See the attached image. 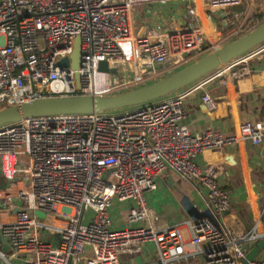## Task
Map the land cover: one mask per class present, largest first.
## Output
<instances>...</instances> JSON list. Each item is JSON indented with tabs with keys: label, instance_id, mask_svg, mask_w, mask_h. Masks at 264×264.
Returning a JSON list of instances; mask_svg holds the SVG:
<instances>
[{
	"label": "built area",
	"instance_id": "obj_1",
	"mask_svg": "<svg viewBox=\"0 0 264 264\" xmlns=\"http://www.w3.org/2000/svg\"><path fill=\"white\" fill-rule=\"evenodd\" d=\"M204 1L210 10L222 11L244 2ZM164 2L0 0V110L41 98L125 92L173 73L191 57L195 61L207 50L196 25L141 30L135 23L138 6ZM77 38L81 56L74 70L70 57ZM63 59L69 64L60 69ZM244 60H233V66ZM102 62L116 73L100 71ZM248 73L247 65L241 66L233 77ZM198 89L202 104L214 111L210 91L204 84ZM185 117L184 95L176 92L118 114L30 117L1 126L0 177L5 186L0 211L11 219L0 220V239L23 264H120L121 254L138 251L147 242L156 246L157 257L146 264L187 258L243 264L249 247L264 234L220 222L231 203L221 185L223 165L203 166L196 160L204 152H222L239 143L264 146V113L257 121L240 123L230 137L213 130L191 133ZM166 170L195 182L210 214L187 222L189 239L179 223L158 228L156 211L147 204L145 194L157 189ZM113 200L133 202L118 229L109 215ZM48 217L62 220L63 226ZM49 233L56 243L45 238ZM0 260L10 264L1 250Z\"/></svg>",
	"mask_w": 264,
	"mask_h": 264
},
{
	"label": "crops",
	"instance_id": "obj_2",
	"mask_svg": "<svg viewBox=\"0 0 264 264\" xmlns=\"http://www.w3.org/2000/svg\"><path fill=\"white\" fill-rule=\"evenodd\" d=\"M263 11L264 0H244L240 6L224 11L210 10L204 0H165L164 3L138 6L133 12V17L141 30H173L194 24L204 35L206 53L235 39L233 37L236 33L242 28H249L255 19H263ZM241 58L245 59L241 64L233 66L234 61H231L178 91L184 95V124L191 133L213 130L224 137H230L234 135L240 123L257 121L264 113V43ZM194 59L191 57L187 61L190 64ZM246 65L248 74L240 78L233 77L235 71ZM199 84H204L210 91L216 102L214 111H208L202 104ZM226 154L232 156L233 163L227 161ZM196 161L203 166L223 165L221 185L229 191L231 203L229 211L220 222L236 230H255L264 234V146H253L248 142L239 143L227 147L222 152H204ZM195 185V182L182 179L174 170H166L158 178L157 189L145 194L147 204L156 211L158 228L179 223L183 237L189 239L191 233L187 222L210 215L204 197ZM4 186L5 182L0 177V191ZM132 204L133 202L112 201L109 215L113 228L123 227L120 221ZM8 219L11 217L0 211V220ZM48 219L58 227L64 224L60 219ZM45 238L57 242V237L50 233ZM0 250L7 255L10 264H23L20 256L15 255L1 239ZM156 257V246L147 242L141 245L138 251L121 254L120 264H146ZM257 259L264 260V250ZM194 262L202 264V259L187 258L176 264ZM0 264L6 263L0 260ZM72 264L81 263L75 261Z\"/></svg>",
	"mask_w": 264,
	"mask_h": 264
},
{
	"label": "water",
	"instance_id": "obj_3",
	"mask_svg": "<svg viewBox=\"0 0 264 264\" xmlns=\"http://www.w3.org/2000/svg\"><path fill=\"white\" fill-rule=\"evenodd\" d=\"M264 43V21L252 30L221 45L220 47L203 54L194 62L178 69L167 77L155 80L150 84L117 92L104 96H68L48 97L31 102L13 105L0 110V127L6 124L17 123L30 117L57 116L63 114H92L106 113L126 108L142 106L144 104L169 97L191 84L199 81L213 71L231 61L253 51ZM80 40L75 39L71 54V68L77 70L80 64ZM68 60L63 59L57 66L62 69L68 66ZM100 71L116 73V69L108 70L105 62L99 63ZM77 88L80 89L79 75L75 74ZM227 161L234 160L229 154ZM264 250V237L256 241L245 253L243 264H251Z\"/></svg>",
	"mask_w": 264,
	"mask_h": 264
},
{
	"label": "rangeland",
	"instance_id": "obj_4",
	"mask_svg": "<svg viewBox=\"0 0 264 264\" xmlns=\"http://www.w3.org/2000/svg\"><path fill=\"white\" fill-rule=\"evenodd\" d=\"M263 15H264V11H263ZM263 19H264V17H262ZM249 21V20H248ZM247 21V22H248ZM260 20L259 19H257V22H259ZM257 23H253L252 22V25H251V27H250V29L252 28V27H254L255 25H256ZM249 29V28H248ZM246 30H245V28H242L240 31H239V33H236V35H235V37H233V38H237L238 36H240V35H242V34H244V32H245ZM207 53V52H206ZM205 54V53H204ZM179 68H176V70H178ZM176 70H174L173 72H175ZM172 72H166V73H164V74H161V75H158V76H156V77H154L153 79H154V81L155 80H159V79H161V78H163V77H167V76H169L170 74H171ZM153 81L151 80V81H148L147 83H152ZM147 83H145V84H147ZM139 106H137V107H132V108H126V109H121V110H117V111H111V112H106V113H110V114H118V113H120V112H122L123 110H133V109H135V108H138ZM127 203V202H126ZM154 208V207H153ZM38 216H39V218H42V214L40 213V214H38Z\"/></svg>",
	"mask_w": 264,
	"mask_h": 264
},
{
	"label": "trees",
	"instance_id": "obj_5",
	"mask_svg": "<svg viewBox=\"0 0 264 264\" xmlns=\"http://www.w3.org/2000/svg\"><path fill=\"white\" fill-rule=\"evenodd\" d=\"M259 22H257V19H255L254 21H253V23H257L254 27H256L257 25H259L260 23H262L263 21H264V19H261V18H259ZM251 27V26H250ZM250 27H249V29L248 28H246L245 30V32L244 33H246V32H248V31H250V30H252L254 27H252L251 29H250Z\"/></svg>",
	"mask_w": 264,
	"mask_h": 264
}]
</instances>
